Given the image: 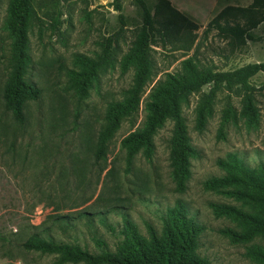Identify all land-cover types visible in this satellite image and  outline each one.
<instances>
[{
  "label": "rangeland",
  "instance_id": "374dc122",
  "mask_svg": "<svg viewBox=\"0 0 264 264\" xmlns=\"http://www.w3.org/2000/svg\"><path fill=\"white\" fill-rule=\"evenodd\" d=\"M9 1L0 0V264H59L54 255L24 250L23 243L33 234L77 244L91 253L101 251L97 240L114 250L122 239L124 218L146 237L147 225L159 231L167 210L176 202L184 204L189 215L205 226L199 253L209 264H254L244 256V246L230 243L219 233L236 228L235 223L216 218L209 207L211 203H239L204 190L203 183L224 175L216 161L228 153H236L250 167L264 163V73L248 82L257 114L254 124L240 117L243 93L218 91L203 131L196 130L195 110L201 94L211 87H203L182 107L191 144L199 152L191 161V176L183 193L175 192L170 175L171 121L155 135V152L149 160L140 154L129 158L121 141L142 126L144 100L151 87L165 73L179 71L181 61L194 53L202 65L223 71L264 63V23L249 32L251 40L241 47H234L215 30L203 34L207 25L197 26L189 34L187 44L193 35L196 40L188 51L184 50L187 44L184 47L181 40H175L181 35L163 43L155 33L156 75L145 88L138 112L121 122L108 141L105 157L96 160L103 116L111 103L123 99L134 72L122 73L116 64L101 72L88 96L77 101L67 88V70L75 54L93 57L100 52L104 39L121 26L118 13L105 6L92 9V0H34L38 20L28 30L32 62L26 79L41 89V95L26 103L25 122L18 125L2 99L10 72L12 39L5 28ZM145 2L153 14L152 0ZM132 4L136 3L124 1L121 14L126 30L119 41L118 59L131 47L142 25L141 9H131ZM228 109L236 114V122H223ZM254 243L264 247V239Z\"/></svg>",
  "mask_w": 264,
  "mask_h": 264
},
{
  "label": "trees",
  "instance_id": "16d2710c",
  "mask_svg": "<svg viewBox=\"0 0 264 264\" xmlns=\"http://www.w3.org/2000/svg\"><path fill=\"white\" fill-rule=\"evenodd\" d=\"M142 12V25L132 41L131 47L121 55L119 41L125 32L121 11V0H113L110 6L121 22L119 29L100 44V52L93 57L75 54L72 67L67 70L68 90L77 101L84 100L92 84L101 72L119 64L122 73L132 69L134 74L130 87L124 91L123 99L111 103L98 132L95 159L105 157L108 141L120 127L124 119L133 117L139 109L145 88L156 75L153 57L158 33L164 43L171 42L173 35H181L184 47L189 34L197 25L171 7L167 0H158L152 14L143 0H134ZM34 0H10L7 8L5 28L12 39L9 68L2 91L4 109L12 115L15 123L25 122L24 108L27 102L40 98L41 89L26 79L31 66L28 30L32 21L38 20ZM57 26L58 21H54ZM264 23V0H252L246 7H226L206 26L203 34L217 31L221 37L229 39L234 47H241L251 40L249 32ZM55 27V26H54ZM191 43L196 40L193 35ZM190 45V46H189ZM197 49V47H196ZM175 51V50H174ZM196 52V50H195ZM258 73H264V63H251L234 70L223 71L215 66L202 65L195 53L182 60L179 71L167 72L151 87L146 96L145 118L142 126L125 136L121 146L129 158L140 154L149 160L155 152L154 137L167 121H171L169 140V167L174 182V190L183 193L191 176V161L199 157V152L191 144L182 107L188 105L190 97L205 86H210L207 94H201L196 113V130L203 131L208 118L213 114L216 93L221 89L244 95V105L240 113L246 123L257 120L256 109L250 95L249 80ZM237 121L231 109L225 111L223 122ZM224 172L221 177H213L203 183L206 191H211L239 203L237 205L211 203L209 207L216 218H225L235 223L236 228H224L219 233L234 245L245 248L244 256L254 264H264V247L254 243L264 239V163L250 167L236 153H228L216 161ZM64 219V217H62ZM122 239L114 250H109L104 241L97 240L99 253H91L77 244L57 242L50 236L31 235L22 245L25 251L54 255L59 264H209V260L199 253L200 238L205 226L198 222L184 204L176 202L162 219L161 229L147 225V236L139 233L128 219H123Z\"/></svg>",
  "mask_w": 264,
  "mask_h": 264
},
{
  "label": "crops",
  "instance_id": "0c3cea01",
  "mask_svg": "<svg viewBox=\"0 0 264 264\" xmlns=\"http://www.w3.org/2000/svg\"><path fill=\"white\" fill-rule=\"evenodd\" d=\"M112 1L113 0H92L91 8L93 9L96 8L97 6H105V9L112 13L115 12L113 8L111 7L112 10L108 8L110 7L109 4ZM124 1L125 0H121L120 13H123L125 9ZM143 1L145 2L147 0H143ZM157 1L158 0H152L153 3L152 5L154 7ZM167 1L170 3L172 8L177 10L181 15L186 17L189 21L199 26L200 29L204 28L214 17H216L226 7H246L250 5L252 2V0H167ZM136 6H138L137 3L132 4L131 9H135Z\"/></svg>",
  "mask_w": 264,
  "mask_h": 264
}]
</instances>
